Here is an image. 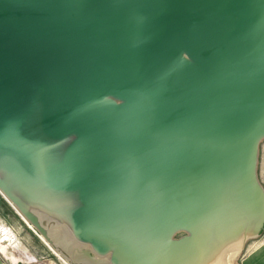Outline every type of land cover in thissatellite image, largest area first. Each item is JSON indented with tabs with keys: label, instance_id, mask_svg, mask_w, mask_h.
<instances>
[{
	"label": "water",
	"instance_id": "95a60500",
	"mask_svg": "<svg viewBox=\"0 0 264 264\" xmlns=\"http://www.w3.org/2000/svg\"><path fill=\"white\" fill-rule=\"evenodd\" d=\"M263 142L264 0H0V195L64 263L237 264Z\"/></svg>",
	"mask_w": 264,
	"mask_h": 264
},
{
	"label": "crops",
	"instance_id": "0c3cea01",
	"mask_svg": "<svg viewBox=\"0 0 264 264\" xmlns=\"http://www.w3.org/2000/svg\"><path fill=\"white\" fill-rule=\"evenodd\" d=\"M263 143L260 147L258 175L260 182L264 187V150H262ZM4 203V200H2L1 206H4L6 208V212L8 211L11 213V211L9 210L10 207L6 205V203ZM21 230L18 229L21 241H16L20 252H16V254L13 255L15 257H11L7 255L0 247V264H66L62 262V260H60L61 258L57 257L40 238V240H37V238L35 237L37 235L34 232L33 233L35 234V236L31 234L29 235L25 229L23 230L21 228ZM10 253L11 252H9V254ZM240 264H264V241L260 245H258L251 253L243 257Z\"/></svg>",
	"mask_w": 264,
	"mask_h": 264
},
{
	"label": "rangeland",
	"instance_id": "374dc122",
	"mask_svg": "<svg viewBox=\"0 0 264 264\" xmlns=\"http://www.w3.org/2000/svg\"><path fill=\"white\" fill-rule=\"evenodd\" d=\"M262 150H264V143H263V147H262ZM261 167H262V164H261ZM2 200H4V202L6 203V205H8L9 207V210L11 211L10 212H6V208L4 206H1V202ZM4 203V204H5ZM37 212H39V208L37 209ZM55 219H54V224L55 225H58L59 224V221H57L58 217L54 216ZM51 223H53V221H50ZM62 223L64 224L65 222L62 221ZM21 228L24 230H26L28 232V234L30 235H33L35 236V232L29 227V225H27V223H25L20 217L19 215L14 211V209L7 203V201L0 195V237H4L5 234L7 236H11L12 237V241L15 242L17 244V242L21 241L20 239V235L18 233V229L21 230ZM32 230V231H31ZM22 231V230H21ZM35 234H34V233ZM37 235V234H36ZM38 236V235H37ZM37 240H40L39 239V236L37 237ZM6 237L3 238V243H7V241H4ZM17 241V242H16ZM264 241V232L261 234V236L257 239H252L250 240L242 254L240 255L239 259L237 260V264H240L241 263V259L245 256H247L249 253H251L258 245H260L262 242ZM22 244V243H21ZM1 247V246H0ZM6 248V247H5ZM2 250L9 256H13L14 254H16V251L12 250L11 253L9 254L8 251H6V249L2 248ZM58 260V259H57ZM61 260V259H60ZM63 262V261H62Z\"/></svg>",
	"mask_w": 264,
	"mask_h": 264
},
{
	"label": "bare ground",
	"instance_id": "6f19581e",
	"mask_svg": "<svg viewBox=\"0 0 264 264\" xmlns=\"http://www.w3.org/2000/svg\"><path fill=\"white\" fill-rule=\"evenodd\" d=\"M28 225V224H27ZM30 227V226H29ZM31 228V227H30ZM32 229V228H31ZM33 230V229H32ZM34 231V230H33ZM35 232V231H34ZM36 233V232H35ZM37 234V233H36ZM2 235V234H1ZM0 235V236H1ZM4 237H6L5 239H4V241H7L8 240V242L7 243H3V238ZM3 238L2 237H0V246H1V248H4V249H6V251H8V252H11L12 250H14V251H16L17 253L18 252H20V250H19V247L17 246V244H15V242H13L12 241V237L11 236H7L6 234H5V236H4ZM6 247V248H5ZM15 255V254H14ZM11 257H15V256H11Z\"/></svg>",
	"mask_w": 264,
	"mask_h": 264
}]
</instances>
